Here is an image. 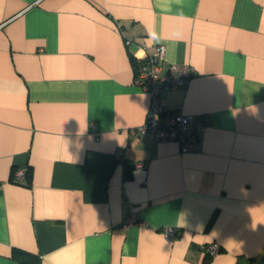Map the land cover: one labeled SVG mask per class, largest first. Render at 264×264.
I'll use <instances>...</instances> for the list:
<instances>
[{"label": "crops", "instance_id": "1", "mask_svg": "<svg viewBox=\"0 0 264 264\" xmlns=\"http://www.w3.org/2000/svg\"><path fill=\"white\" fill-rule=\"evenodd\" d=\"M160 46L165 68L195 70L160 101L208 121L199 153L132 133L151 105L136 59ZM130 205L140 220L124 229ZM15 251L264 264V0H0V264Z\"/></svg>", "mask_w": 264, "mask_h": 264}, {"label": "built area", "instance_id": "2", "mask_svg": "<svg viewBox=\"0 0 264 264\" xmlns=\"http://www.w3.org/2000/svg\"><path fill=\"white\" fill-rule=\"evenodd\" d=\"M130 44V42H128ZM166 49L157 48L154 54L145 58L136 59V84L151 97V105L144 124L133 129L135 136L153 135L158 140L177 142L182 153H199L202 151L203 139L209 126L208 121H198L193 115L180 111L166 109L160 101L162 91L176 90L185 86L195 75V70L189 65L171 64L167 68ZM95 133V129H92ZM123 149L116 152V158L122 160ZM143 163L136 164L142 168ZM29 169H17L13 179L18 184H25ZM140 220L139 213L130 205L129 213L123 224L124 229L136 225ZM165 237L173 241L178 235L177 227L167 226L163 229ZM208 257L218 255L221 247L218 243H211L201 247Z\"/></svg>", "mask_w": 264, "mask_h": 264}, {"label": "trees", "instance_id": "3", "mask_svg": "<svg viewBox=\"0 0 264 264\" xmlns=\"http://www.w3.org/2000/svg\"><path fill=\"white\" fill-rule=\"evenodd\" d=\"M14 257L19 261L20 264H38V262L34 258H32L28 253H25L23 251H15Z\"/></svg>", "mask_w": 264, "mask_h": 264}]
</instances>
